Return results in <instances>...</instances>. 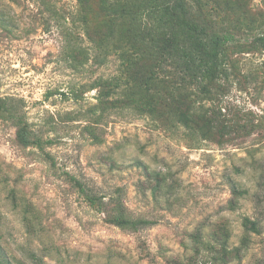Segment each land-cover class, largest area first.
<instances>
[{
  "label": "rangeland",
  "instance_id": "rangeland-1",
  "mask_svg": "<svg viewBox=\"0 0 264 264\" xmlns=\"http://www.w3.org/2000/svg\"><path fill=\"white\" fill-rule=\"evenodd\" d=\"M242 3L220 108L230 125L257 130L218 145L133 109L95 123L92 86L119 69L115 55L95 62L88 31L103 34L99 0H0V97L17 100L31 130L52 141L23 147L0 118V264H186L197 235L225 245L227 257L201 248L195 264H264V50H246L258 34L248 17L260 21L264 0ZM214 12L203 17L216 21ZM70 176L149 224L131 232L107 223ZM246 218L258 233H246Z\"/></svg>",
  "mask_w": 264,
  "mask_h": 264
},
{
  "label": "trees",
  "instance_id": "trees-1",
  "mask_svg": "<svg viewBox=\"0 0 264 264\" xmlns=\"http://www.w3.org/2000/svg\"><path fill=\"white\" fill-rule=\"evenodd\" d=\"M215 2V6L208 8L202 0H99L106 17L103 34L94 39L88 31L98 51L95 62L103 64L115 55L119 69L116 76L100 78L92 86L98 90L93 111L100 113L95 123L112 110L133 109L140 115L148 113L153 119L169 123L171 129L183 127L218 145L248 137L257 130L255 125L233 126L222 118L220 104L227 90L223 81L232 76L229 68H235L230 65V49L235 44L234 32H239L243 22L233 13L246 11L242 0ZM206 9L215 11L216 21L203 17ZM248 19L250 30L257 23L258 34L251 43L253 47L246 50H264V15L257 22ZM21 108L13 97H0V118L17 127V143L44 150L52 141H44L31 130ZM87 130L101 143L95 128ZM70 178L88 203L105 214L107 223L131 232L149 224L148 220L128 214L120 200L111 198L105 202L103 197L90 195L75 177ZM236 194L241 193L234 191L235 199ZM243 226L248 235L259 232L257 223L250 218L244 220ZM213 235L218 238L217 233ZM193 240L194 254L186 264L198 261L201 248L219 253L214 261L227 257L225 245L216 249L200 235Z\"/></svg>",
  "mask_w": 264,
  "mask_h": 264
}]
</instances>
